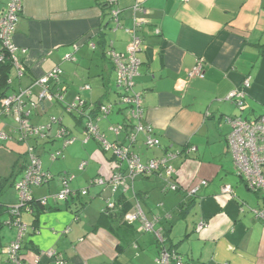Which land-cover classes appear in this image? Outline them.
<instances>
[{
  "label": "crops",
  "instance_id": "crops-1",
  "mask_svg": "<svg viewBox=\"0 0 264 264\" xmlns=\"http://www.w3.org/2000/svg\"><path fill=\"white\" fill-rule=\"evenodd\" d=\"M116 8L117 28L103 0H23L13 42L25 72L16 79L11 70L8 93L58 66L68 88L66 100L82 84L91 87L81 93L86 100L95 104L114 100L115 71L104 53L110 48L125 51L130 39L125 28L134 17H141L137 89L143 93L144 122L153 127L159 146L145 147L139 135L133 150L142 162L176 151L171 160L176 171L172 180L179 189H166L164 177L156 173L139 176L121 197L128 203L124 213L137 200L149 219L159 218L156 226L164 225L167 244L181 255L183 264H264V223L252 211L261 206V196L234 173L226 143L227 116L253 118L264 112V0H118ZM4 11L5 0H0V14ZM198 60L203 62V77L191 75ZM246 77H250V87L239 111L227 96ZM44 110L33 116V123L44 124L50 115H59L81 139L80 125L62 107L45 103ZM110 121L119 123L122 117L115 114L99 124L100 132L113 141ZM11 124L0 118V130ZM6 141L0 142L12 147L6 154L10 171L1 172L0 178L14 177L0 192L1 222L9 218L7 206L18 202L16 190L8 189L13 180L22 178L25 166L24 148L14 139ZM60 146L59 139L39 140L41 163L47 156L42 169L54 175L74 174L73 190L88 187L92 178L108 172L111 154L93 140H77L64 147L62 160L53 167L58 159L48 156ZM187 147L194 150L184 151ZM82 161L86 164L79 169ZM227 184L233 188L231 196L221 192ZM58 189V180L52 179L32 191L37 199ZM104 189L91 188L88 195L49 202L34 214L22 211L21 264H33L36 256V264H61L41 254L49 249L61 255L63 264H155L158 245L152 241L150 249L136 224L127 223L124 213L118 216L123 202L115 211L118 215L102 213L109 197ZM17 235L15 228L1 224L0 248ZM0 264H9L1 253Z\"/></svg>",
  "mask_w": 264,
  "mask_h": 264
},
{
  "label": "built area",
  "instance_id": "built-area-1",
  "mask_svg": "<svg viewBox=\"0 0 264 264\" xmlns=\"http://www.w3.org/2000/svg\"><path fill=\"white\" fill-rule=\"evenodd\" d=\"M117 1L106 0L111 6V20L115 23L116 28L120 27L119 9L116 8ZM180 1L185 2L187 0ZM22 3L23 0H5V11L0 14V46L4 50V53L3 51L0 52V61L3 60L4 56L11 58L16 79H20L25 72L24 65L17 56L18 48L13 42L16 22L22 11ZM137 9L138 7L135 6L134 10ZM142 21L141 17H134L131 26L125 28L130 36L125 52H117L114 49H109L106 52L107 57L115 67L116 73L114 81L116 97L112 102L86 107L80 95L82 92L90 91L89 84L80 86V92L74 95L71 101H65L67 90L61 80L62 69L58 66L48 73L34 78L29 85L18 88L16 91L14 90L12 93L0 98V118L5 116L13 121V124L9 125L7 129L0 130V141L12 140L15 134L17 136L15 141L24 144L26 147L23 176L14 183L18 194V202L10 207L13 219L9 223H12V226L16 228L18 235L17 239L3 250L9 264L22 263L23 256L19 254V240L25 231V225L21 222L20 214L22 211L32 213L31 204L34 201H38L45 208L49 205V202L67 201L69 198L88 195L91 188L103 190L110 187L112 193L106 198L105 206L102 209L104 215H110L116 210L119 197H122L132 187L134 180L139 176L156 173L164 177L167 182L166 189L171 191L179 189V185L172 180L176 171L171 164V160L176 157V151H167L160 158L142 162L139 154L132 149L140 134L144 137L143 144L145 147L159 146V140L154 135L153 127L144 122L143 93L137 89L136 80L141 65L138 53L142 47L137 29ZM76 47L74 44V48ZM66 58L74 59L72 55H67ZM191 75L203 77L202 60L197 61ZM250 82V77L244 78L241 86L231 91L227 96V99L234 101L239 111L243 110L246 97L245 90L250 87ZM47 102L62 104L66 112H75L81 115L83 119V142L94 138L100 144L102 151L111 153V159L108 172L105 175L102 174L91 179L88 187L73 190L70 184L74 174L62 172L56 178L59 189L47 197L36 199L32 189L53 179L50 172L42 169L38 151L39 140L59 139L62 148L70 145L75 140V137L62 126L61 117L50 116L44 124L31 122V115L43 113L44 104ZM115 108L126 120L124 121L125 124L109 127L113 135L122 136V138L108 141L98 130V116L92 115L91 112L98 111L109 114ZM226 123L230 126L226 141L228 151L232 155L234 173L249 190L260 194L262 204L252 211L254 216L264 223V112L249 119L241 116H227ZM189 150H194V147H190ZM61 155L62 150L58 149L50 154V158L54 160ZM85 164V161L81 162L79 169H83ZM202 184L205 185L206 181H202ZM221 192L224 195L231 196L233 195V188L227 184L222 187ZM124 218L127 223L136 224L139 232L153 235L159 246V254L154 259L155 264H183L178 254L170 253L164 246L161 227L156 226L159 218L149 219L137 200L131 211L125 213ZM201 227L202 223L198 224L197 228ZM67 231L68 228L63 230L64 233ZM41 254L52 257L61 264L64 263L61 255L53 250H45ZM38 258V256L35 257L33 264L38 262ZM221 264L229 263L223 262Z\"/></svg>",
  "mask_w": 264,
  "mask_h": 264
},
{
  "label": "trees",
  "instance_id": "trees-1",
  "mask_svg": "<svg viewBox=\"0 0 264 264\" xmlns=\"http://www.w3.org/2000/svg\"><path fill=\"white\" fill-rule=\"evenodd\" d=\"M103 4H104V7L106 8V9H109V18L111 19V6L106 2V0H103ZM110 49H112V48H110ZM109 50V49H108ZM108 50H106L105 51V53H104V55L106 56V58L111 62V64H112V66H113V69H114V71H115V67H114V65H113V63H112V61L107 57V55H106V52L108 51ZM3 51V53H4V50H2L1 49V46H0V52H2ZM117 52H119V51H117ZM123 52H125V51H123ZM19 59V58H18ZM12 68H13V66H12V60H11V58L9 57V56H4V58H3V60H1L0 61V98L2 97V96H5L6 94H9L8 93V90L10 89V87H11V83H12V79L10 78V72H11V70H12ZM115 79H116V73H115V78L113 79V84H112V88H111V91L113 92V94L115 95V97H116V92H115V86H114V81H115ZM11 81V83H10V81ZM32 80H34V78H32L31 79V81L29 82V84L32 82ZM28 84V85H29ZM65 85V87H66V90L68 91V88H67V85L66 84H64ZM82 85H84V84H82ZM81 85V86H82ZM79 87L80 86H78L77 87V90H76V92H75V94L74 95H76L77 93H79L80 91H79ZM16 91V90H15ZM67 91H66V93H67ZM66 95V94H65ZM81 96V95H80ZM74 97V96H73ZM73 97H72V99H73ZM82 97V96H81ZM71 99V100H72ZM82 99L84 100V102H85V106L86 107H88V106H90V105H96L95 103H92V102H90V101H88V100H86L85 98H83L82 97ZM71 100H66V98H65V101H71ZM113 100H111V101H107V102H104V103H102V104H105V103H108V102H112ZM48 103V102H47ZM50 104H51V102H49ZM52 103H54V104H57V105H59L60 107H62L63 108V106H62V104H58V103H55V102H52ZM44 108H45V104H44ZM238 109V108H237ZM45 111V110H44ZM43 111V112H44ZM63 111L65 112V113H67V114H69V115H71L72 116V118L75 120V122L77 123V124H79L80 125V128H81V133H82V125H83V119H82V117H81V115H79L78 113H75V112H66L65 110H64V108H63ZM88 113V112H87ZM91 114L92 115H94V116H98V118H99V121H98V123H97V126H98V130H99V132H100V129H99V124H100V122H102L103 120H109V118H111L113 115H115V114H119L121 117H122V121L121 122H119V123H111V121L109 122V126H108V129H109V127L111 126V125H120V124H125V118L120 114V112H118V110L115 108L114 110H112L109 114H104V113H100V112H98V111H95V112H91ZM33 116L34 115H31V117H30V119H31V122H32V118H33ZM50 116H54V115H50ZM49 116V117H50ZM57 116V115H56ZM237 116H241L242 118H245V119H249V118H246V117H243L242 115H237ZM48 117V118H49ZM58 117H61V116H59L58 115ZM61 120H62V117H61ZM62 122V126L63 127H65L66 128V130H68L69 131V133L72 135V136H74L75 137V140L72 142V143H74V142H76L77 140H80L82 143H87V142H89L90 140H93V141H95L97 144H98V146H99V148H100V144L94 139V138H91V139H89L88 141H86V142H83V135H82V137H81V139H78L77 138V136H75V135H73L72 134V130H70V128L68 127V126H66V124L65 123H63V120L61 121ZM154 130V129H153ZM110 131V130H109ZM111 132V131H110ZM101 133V132H100ZM102 134V133H101ZM113 134V133H112ZM228 134V133H227ZM227 134H226V137H227ZM104 135V134H103ZM140 135H142V134H140ZM115 136V135H114ZM143 136V135H142ZM16 135L14 134L13 135V138H14V140L16 139ZM105 137V136H104ZM115 140H119L118 139V137L117 136H115ZM138 138H139V135H138V137H137V140H138ZM115 140H113V141H115ZM143 141H144V137H143ZM71 143V144H72ZM226 143H227V141H226ZM62 145V144H61ZM134 147V146H133ZM190 147H187L184 151H188V149H189ZM228 148V147H227ZM62 150V149H64V148H62V146H60V148H59V150ZM133 149V148H132ZM56 150H58V149H56ZM56 150H54V151H52V152H50L49 153V158H50V154L51 153H54ZM134 151V150H133ZM135 152V151H134ZM167 152V151H166ZM110 153V152H109ZM111 154V153H110ZM138 154V153H137ZM63 155H61V156H59V157H57V158H60V157H62ZM140 156V155H139ZM40 158H41V154H40ZM57 158H55L54 160H56ZM51 159V158H50ZM149 160V159H148ZM83 162V161H82ZM81 163V162H80ZM44 170V169H43ZM46 171V170H45ZM49 172V171H48ZM62 172H68V171H62ZM62 172H59L58 174H56V175H54V174H52L51 172V174H52V176H53V179H55V178H57L58 176H59V174L60 173H62ZM68 173H71V172H68ZM72 174V173H71ZM147 175V174H146ZM23 176V175H22ZM14 177V175H10V176H8V177H4V178H0V192H1V190L3 189V188H5V186H7L8 185V183L10 182V179H12ZM93 179V178H92ZM14 183H15V181L13 180L12 182H11V185L12 186H14ZM46 184V183H45ZM5 185V186H4ZM42 185H44V184H42ZM41 185V186H42ZM41 186H39V187H41ZM178 191V190H177ZM17 192V191H16ZM37 199H39V198H37ZM106 200V199H105ZM58 202H60V201H58ZM123 202V203H122ZM121 203H122V206L124 207L123 208V210H121V213L118 215V213H115V211L116 210H120V207H121ZM125 202L124 201H121V197H119V202H118V204H117V208H116V210L115 211H113L109 216H116V215H118V216H120V217H122V215H123V213L125 212V211H127V208H128V203H126V204H124ZM12 205H9V206H7V208L5 209V211H7L8 213H9V218L7 219V220H4L3 222H1V220H0V225L1 224H4V225H6L7 227H13V228H15L14 226H12V223H9V221L10 220H12L13 219V217H12V214H11V212H10V207H11ZM31 206H32V208H34L35 209V207L37 208L36 210H34L33 212H32V214H34L35 212H37V211H39V210H41V209H43V207L40 205V203L38 202V201H34V202H32V204H31ZM104 206H105V204H104ZM38 207H39V209H38ZM104 208V207H103ZM0 209L1 210H3V206H1L0 205ZM115 214V215H114ZM125 214V213H124ZM78 216V215H77ZM16 229V228H15ZM166 233H167V230L165 229V227H164V225L161 227V234H162V236H163V241H164V246L167 248V250L170 252V253H176V254H178L179 256H180V258H181V260H182V257H181V255L176 251V250H174L170 245H168L167 244V235H166ZM16 239H14V240H12V241H10L9 243H7L6 245H4V246H2L1 248H0V253L2 254V255H4L5 257H6V259H7V261H8V258H7V256L5 255V253H3V250H4V248L6 247V246H8L11 242H13V241H15ZM156 244H157V242H156ZM19 245H20V240H19ZM158 245V244H157ZM20 249H21V246H20ZM19 249V254H21V250ZM158 254H159V246H158ZM157 254V255H158ZM22 255V254H21ZM183 262V261H182Z\"/></svg>",
  "mask_w": 264,
  "mask_h": 264
},
{
  "label": "rangeland",
  "instance_id": "rangeland-1",
  "mask_svg": "<svg viewBox=\"0 0 264 264\" xmlns=\"http://www.w3.org/2000/svg\"><path fill=\"white\" fill-rule=\"evenodd\" d=\"M12 70L14 71V68H12ZM62 76V75H61ZM248 118H250V117H252V116H247ZM2 118H4V119H9L11 122H12V124H13V121L11 120V118H8V117H2ZM102 124V123H101ZM107 137H108V139H110V136H108L107 135ZM8 141V140H7ZM6 141V142H7ZM17 142V141H16ZM16 144H20L21 145V148H24V151L26 150V147H25V145L24 144H21L20 142H17ZM10 148H12L11 146H8V147H6V144H4L3 142H0V173L2 172H4V173H6V170L8 169V171H10L9 169H10V167H9V161H8V158H7V156H6V154L8 153H11L10 152ZM12 150V149H11ZM15 150V149H14ZM25 154V153H24ZM49 157V156H48ZM58 159V160H57ZM56 160V162L55 163H53V164H55L53 167H56V163H59V160H62V159H59V158H57ZM49 160H51L50 158H49ZM52 161H54V160H52ZM42 163L44 164V165H46L47 164V156H44V157H42ZM52 164V165H53ZM56 175V174H55ZM56 179V178H55ZM17 182V180L15 181V183ZM43 186V185H42ZM14 190V192H15V186H13L12 188H9L8 190ZM105 191L104 192H108L109 193V196L111 195V193H112V191H111V188L110 187H107V188H105L104 189ZM16 193V192H15ZM142 235H144V237H143V239H144V241L146 242V244H147V242H149V246H151V248L150 249H152V248H154L153 246V242L152 241H154V243H156V241H155V239H154V237H153V235L152 234H150V233H142ZM0 241H2V239L0 238Z\"/></svg>",
  "mask_w": 264,
  "mask_h": 264
}]
</instances>
